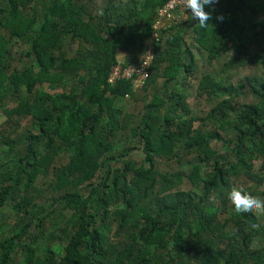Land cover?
<instances>
[{"label":"trees","instance_id":"trees-1","mask_svg":"<svg viewBox=\"0 0 264 264\" xmlns=\"http://www.w3.org/2000/svg\"><path fill=\"white\" fill-rule=\"evenodd\" d=\"M167 1L0 0V264H264V215L228 199L264 201V0L188 11L110 84Z\"/></svg>","mask_w":264,"mask_h":264},{"label":"built area","instance_id":"built-area-1","mask_svg":"<svg viewBox=\"0 0 264 264\" xmlns=\"http://www.w3.org/2000/svg\"><path fill=\"white\" fill-rule=\"evenodd\" d=\"M188 11L186 9V0H168L160 6L157 9L152 26L153 31L149 43L143 51L140 64L127 67L116 65L108 78V82L114 84L120 79H129L133 81L136 88H140L148 78V69L154 60V43L160 39L159 32L167 30L173 25L182 24L187 19Z\"/></svg>","mask_w":264,"mask_h":264},{"label":"clouds","instance_id":"clouds-1","mask_svg":"<svg viewBox=\"0 0 264 264\" xmlns=\"http://www.w3.org/2000/svg\"><path fill=\"white\" fill-rule=\"evenodd\" d=\"M216 2L217 0H186V9L190 11L192 19L197 20L198 24L205 27L211 19L210 12L205 9ZM228 199L231 201L236 212L250 216L264 215V201L253 198L241 188H232L228 193Z\"/></svg>","mask_w":264,"mask_h":264},{"label":"rangeland","instance_id":"rangeland-1","mask_svg":"<svg viewBox=\"0 0 264 264\" xmlns=\"http://www.w3.org/2000/svg\"><path fill=\"white\" fill-rule=\"evenodd\" d=\"M197 54H199V53H197ZM198 59H199V62H201V57L200 56H199ZM204 63H206V62H204ZM205 67L206 68L208 67L207 64L205 65ZM213 67L218 69V68H220V65L219 64L218 65L215 64V65H213ZM253 69H254V67H248L247 69H245L246 71H240L239 70L238 72L232 73V81L235 84L237 82H240L239 80H241L242 78H244V76L246 74H248L250 71H253ZM190 81H192L191 82V85L193 86V89L195 90V87L197 85V82L196 81H198V80L191 79ZM191 93H192L191 94V99L189 100V102L191 104L192 109L196 110L198 108V102H197V99L195 98L194 92H191ZM9 105L13 106V102H10ZM128 108H129L128 110H130V111L131 110H134V113L135 114H137L139 112V110H140L139 107H138L139 108L138 109L134 104H131V102H129ZM0 113H2V112H0ZM5 119H6L5 116H1L0 117V123H2L3 121H5ZM21 123H22V126L29 125L30 124V119L29 118L24 119ZM2 129H4V126L2 127ZM139 153H140L139 151L138 152L136 151L133 155H135L136 157H138L139 156ZM256 165H257V163H256ZM10 213H11V210L10 209L4 211V216L5 217L4 216H3V218L0 217V223H2L4 220H6L8 222L10 220V216H9Z\"/></svg>","mask_w":264,"mask_h":264},{"label":"crops","instance_id":"crops-1","mask_svg":"<svg viewBox=\"0 0 264 264\" xmlns=\"http://www.w3.org/2000/svg\"><path fill=\"white\" fill-rule=\"evenodd\" d=\"M123 1H124V2H128L129 0H123ZM188 19H189L192 23H194V22L196 21V20H194V19L191 18L190 13H189V17H188ZM120 59H121V61L125 59L124 52L121 53Z\"/></svg>","mask_w":264,"mask_h":264}]
</instances>
